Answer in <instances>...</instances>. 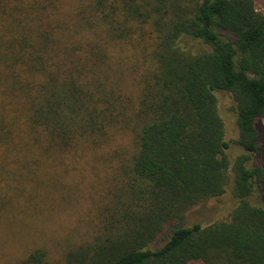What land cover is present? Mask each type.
Returning <instances> with one entry per match:
<instances>
[{
    "label": "trees",
    "instance_id": "obj_1",
    "mask_svg": "<svg viewBox=\"0 0 264 264\" xmlns=\"http://www.w3.org/2000/svg\"><path fill=\"white\" fill-rule=\"evenodd\" d=\"M259 121L255 0H0V218L9 191H52L67 161L102 193L63 264H264ZM227 193L226 220L180 226Z\"/></svg>",
    "mask_w": 264,
    "mask_h": 264
},
{
    "label": "rangeland",
    "instance_id": "obj_2",
    "mask_svg": "<svg viewBox=\"0 0 264 264\" xmlns=\"http://www.w3.org/2000/svg\"><path fill=\"white\" fill-rule=\"evenodd\" d=\"M255 3L256 8L264 13V0H255ZM231 105L227 99L222 101L227 139L233 144L238 131ZM259 124L264 128V122L259 121ZM56 169L59 175L52 191L44 186L36 190L32 183L23 185L20 192L9 191L16 205L14 211L0 218V264L19 262L39 248L48 251L46 264H63L68 238H76L78 227L84 230V221L95 207L94 200L99 201L102 194L92 165L84 160L67 161L66 166ZM231 202L232 197L227 193L219 200L197 206L187 212L180 226L226 220Z\"/></svg>",
    "mask_w": 264,
    "mask_h": 264
}]
</instances>
